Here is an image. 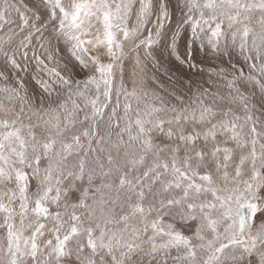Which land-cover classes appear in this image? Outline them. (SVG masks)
<instances>
[{"label":"snow or ice","instance_id":"obj_1","mask_svg":"<svg viewBox=\"0 0 264 264\" xmlns=\"http://www.w3.org/2000/svg\"><path fill=\"white\" fill-rule=\"evenodd\" d=\"M39 3L0 0V264H264V0Z\"/></svg>","mask_w":264,"mask_h":264},{"label":"rangeland","instance_id":"obj_2","mask_svg":"<svg viewBox=\"0 0 264 264\" xmlns=\"http://www.w3.org/2000/svg\"><path fill=\"white\" fill-rule=\"evenodd\" d=\"M27 2L30 4V6H40L39 0H27ZM173 3H175V0H173ZM179 13L177 12V16ZM15 18V17H14ZM173 27L175 26L173 22ZM12 27H15V25H12ZM8 30V26L0 24V35H2L4 32ZM181 51H183V44H181ZM166 68L169 69L168 74L173 76L174 79L177 77L180 78H188L189 76H192V72H190L186 66H179L174 60H169L166 65ZM194 71V70H193ZM164 69L160 70V75L163 79L167 80V77L163 76ZM253 102H256L259 106V93H256V98ZM75 196L78 197L79 193H75Z\"/></svg>","mask_w":264,"mask_h":264}]
</instances>
